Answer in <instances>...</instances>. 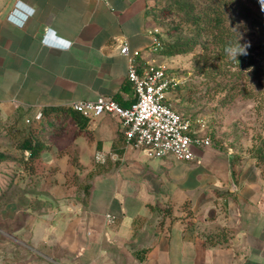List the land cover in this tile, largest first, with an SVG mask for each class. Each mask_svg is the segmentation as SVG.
<instances>
[{"label": "crops", "instance_id": "crops-1", "mask_svg": "<svg viewBox=\"0 0 264 264\" xmlns=\"http://www.w3.org/2000/svg\"><path fill=\"white\" fill-rule=\"evenodd\" d=\"M151 6L1 4L0 120H34L39 111L102 96L131 107L133 60L161 63L152 52ZM71 129L38 159L50 210L11 203L0 212V264H264V176L254 159L215 146L195 147L189 162L154 158L128 145L120 120L108 114ZM107 215L115 217L110 225Z\"/></svg>", "mask_w": 264, "mask_h": 264}, {"label": "rangeland", "instance_id": "rangeland-1", "mask_svg": "<svg viewBox=\"0 0 264 264\" xmlns=\"http://www.w3.org/2000/svg\"><path fill=\"white\" fill-rule=\"evenodd\" d=\"M7 1L0 0V5ZM151 1L150 24L153 31H159V35L153 36L160 40L161 47L174 43L188 44L197 35L187 8H182L183 1L193 4L196 11L206 9L209 4V0ZM220 3L223 4L224 0ZM225 13L227 23L239 33L242 44L255 58L262 57L264 0H231ZM152 52L161 58V66L180 79L181 83L171 91L168 101L191 121L194 131L202 137H210L218 149L254 159L264 176V162L258 160L264 149V92L252 98L243 97L261 89L259 85H264V74L256 76L250 67L229 76L223 81V85L228 83L227 89L216 93L215 85L199 72L203 65L199 59L203 55L200 45L191 53L172 57L163 56L154 48ZM234 83L235 88H232ZM231 93H235L234 99L226 102ZM63 108L65 110L48 114L39 111L34 120L15 123L0 120V154L8 157L7 161L0 163V212L11 203L22 210L33 209L40 213L50 210V202L45 199L50 188L43 185L48 174L42 170V161L38 160L40 156L34 161L28 160V153L21 147L27 139L42 142L44 150L51 148L59 139L64 144V135L73 133L71 126L74 120L67 113V109L73 110L72 105ZM39 113H42V118L36 119ZM69 161L77 163L78 157L71 156Z\"/></svg>", "mask_w": 264, "mask_h": 264}, {"label": "built area", "instance_id": "built-area-1", "mask_svg": "<svg viewBox=\"0 0 264 264\" xmlns=\"http://www.w3.org/2000/svg\"><path fill=\"white\" fill-rule=\"evenodd\" d=\"M32 14L33 11L28 10L27 15ZM151 34L159 35V31L152 30ZM61 46L69 45L61 43ZM160 47V40L154 37V50ZM122 53H128L127 47L122 49ZM128 81L133 85L136 95V102L131 107L125 108L113 97L102 96L96 101L75 102L72 104L73 110L88 119L106 114L117 117L128 145L137 150L144 149L154 158L173 156L189 162L195 159V147L213 146L210 137H202L198 131H194L191 121L168 102L169 91L181 81L167 68L156 63L139 68L133 60ZM41 118L42 113H39L36 119ZM106 219L110 225L115 217L107 215Z\"/></svg>", "mask_w": 264, "mask_h": 264}, {"label": "trees", "instance_id": "trees-1", "mask_svg": "<svg viewBox=\"0 0 264 264\" xmlns=\"http://www.w3.org/2000/svg\"><path fill=\"white\" fill-rule=\"evenodd\" d=\"M209 0L206 9L196 11L193 4L189 1H183L182 8H187L189 19L194 24L197 35L193 37L188 44L174 43L165 47H160L155 52L160 53L166 57L175 55L191 53L197 45H200L203 50V55L199 56L200 63L203 65L199 68V72L203 74L209 82L215 85V92H221L227 89L228 83L223 85V81L229 76L240 74L244 70L253 67V74L258 76L264 74V49L262 57L258 59L254 57L247 49V55H234V50L244 46L240 41V35L237 31L227 23L225 10L228 8L231 0ZM181 4V3H180ZM151 8L148 10V14ZM245 47V46H244ZM139 68L146 64L135 60ZM235 70V71H233ZM260 78V77H259ZM235 84L232 88H235ZM261 88L257 93H248L243 95L244 98H252L258 96L260 92H264V85H259ZM126 87H123L125 89ZM177 88V87H176ZM235 93H231L226 98V102L234 99ZM65 110L64 108H51L45 111V114L55 113ZM69 116L76 122L81 130L87 128L89 119L75 112L67 109ZM24 152L28 153V160L34 161L44 150L45 145L37 139H27L24 141L22 147ZM8 157L0 154V163L7 161ZM259 162H264V149L261 150L258 156Z\"/></svg>", "mask_w": 264, "mask_h": 264}, {"label": "clouds", "instance_id": "clouds-1", "mask_svg": "<svg viewBox=\"0 0 264 264\" xmlns=\"http://www.w3.org/2000/svg\"><path fill=\"white\" fill-rule=\"evenodd\" d=\"M247 48L241 46L239 49L234 50V55H247Z\"/></svg>", "mask_w": 264, "mask_h": 264}]
</instances>
